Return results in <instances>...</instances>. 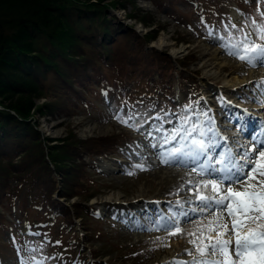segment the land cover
Here are the masks:
<instances>
[{
    "label": "rangeland",
    "instance_id": "obj_1",
    "mask_svg": "<svg viewBox=\"0 0 264 264\" xmlns=\"http://www.w3.org/2000/svg\"><path fill=\"white\" fill-rule=\"evenodd\" d=\"M169 1L117 0L115 7L106 4L110 0L100 3L105 4L110 14H114L118 21L132 28L139 36L145 38L148 35L144 52L147 56L146 61L152 60L150 63L155 69L174 66L167 70L163 82L151 85L145 84L146 78L133 80L131 87L138 84L136 93H139V97L122 101L118 95L116 96L114 88L98 94L91 91L87 93L86 102L75 109L65 108L66 105L55 92L53 97L44 95L37 100L34 99L36 108L31 110V120L35 121L37 129L43 136L52 140L51 144H61V141L69 140L73 135L80 140H94L107 135H118L124 139L122 142V139L113 137L119 144L113 150L114 155H103L102 159L87 155L84 157L88 162L87 174L90 178L96 179L98 184L94 188L98 191L90 199L89 204L94 207L97 217L102 219L100 223L95 221V225L102 231L93 233L89 242H84L82 235L85 232L78 226L80 218H77L76 231L81 238L73 243L67 241L60 225L51 223L43 214L42 206L28 205L32 203V195L28 193L27 201H19V197L17 201L13 199L8 205L4 204L8 210L5 216L9 226L0 231V264H19L20 258L28 259L30 255L28 251H21L19 254L17 252V247H25L26 241L30 242L29 246L32 247L45 243L43 251L36 255L50 257L46 264H91L94 260H97L98 264H166L174 257L180 260L189 259L183 249L192 248L193 245L188 244L187 240L195 239L201 243L203 242L201 233L204 236L209 234L207 230L209 221L213 220L220 210L204 215L191 213L190 218L178 214L198 207L199 204L194 199L198 194L197 188L187 181L215 177H194L188 175L190 167L162 164L159 159L161 149L153 148L152 145L156 144L162 135L178 127L185 106L189 104L196 106L197 101L199 105L195 107V111L210 110L208 114L217 123H232V127L224 129V132L238 131L239 124L235 125L231 121L232 115L240 112L244 106L252 108L262 106L257 102L263 97L256 91L255 82L264 78V65L258 63L255 67L249 66L221 47L223 41L219 38L223 37L225 32L224 25L215 17L217 10L207 9L206 12L200 13L198 9L202 10L203 7L196 9L187 0H173L172 5H169ZM244 1L252 5L259 3L257 0H254V3L251 0ZM77 2L85 6L98 5L97 0ZM260 9H263L262 6ZM133 13L138 16L128 17ZM219 13L222 17L228 14L227 20L236 22L239 27L247 28L245 23L251 19L245 16L244 10L236 2L223 8V14ZM15 16L19 19L24 15L13 10L11 16H3L8 18L9 22L4 30L7 31L11 25L16 24ZM209 30L216 36H210ZM247 30L251 31L250 28ZM123 39L113 43L108 52L113 54L115 51H123L121 49L125 44ZM60 41L62 42L63 38ZM178 49H181L179 54H173V51ZM95 51L90 52L91 55ZM100 55L102 54L98 50L96 59L100 63L96 64L112 72L111 67L104 63L105 60H102ZM193 56L194 59L191 60L190 57ZM185 58H189V63L183 68L188 71L182 73L179 61ZM47 82L52 83L51 88L55 87V90L60 86L59 80L55 78ZM44 88L48 93L51 92L48 91L50 88L48 85ZM141 91L148 92L147 96L140 95ZM221 98L223 103L220 102ZM43 103L47 104V107L41 113L38 108ZM122 106L125 113L132 108L140 114L138 122L142 127L133 129L113 118L114 112L120 110ZM259 111L264 118V109ZM157 114L160 115L159 120L156 119ZM161 127L162 131H156ZM218 128L223 132L220 126ZM257 133L259 131L255 134ZM45 141L50 143L48 140ZM170 146H174V142L173 145L164 147ZM135 164H143L147 170L135 169ZM130 171L134 174L129 175ZM240 183L244 184L245 181ZM231 186L236 190H242L239 185ZM227 187L228 185H225V188ZM210 189L211 186L208 189L209 193ZM53 196L64 202V198L58 197L56 193H53ZM189 198H192L191 202L188 201ZM177 200L181 201V205L175 203ZM173 214L181 221L180 227L185 229L184 234L169 236L168 232L173 229L145 230V226L152 227L153 218L159 219L161 215ZM231 222V217H228L225 211L222 223L230 228ZM187 233L193 235L189 236ZM44 234H47V238ZM158 236L163 240L157 244H170V247L154 245L152 241ZM14 239L16 244L13 243ZM78 254L84 258H78Z\"/></svg>",
    "mask_w": 264,
    "mask_h": 264
},
{
    "label": "trees",
    "instance_id": "obj_2",
    "mask_svg": "<svg viewBox=\"0 0 264 264\" xmlns=\"http://www.w3.org/2000/svg\"><path fill=\"white\" fill-rule=\"evenodd\" d=\"M103 1L97 0L96 6H85L77 0H0V231L9 226L4 204L19 197V201H27L28 193L32 195V203L28 205L42 206L43 214L51 223L60 225L67 241L73 243L81 238L76 231L77 218L85 232L84 242H89L93 233L102 231L95 225V221L100 223L102 219L89 204L98 184L87 174L88 162L84 157L114 155L113 150L119 144L113 137H122L107 135L80 140L70 133L73 136L69 140L51 144L52 140L43 136L31 120V110L36 108L35 100L44 95L53 97V92L67 109L77 108L86 102L88 92L97 93L101 89L114 88L120 99H134L139 93H136L138 84L131 87L133 80L146 78L145 84L155 85L163 82L167 70L174 67L155 69L152 60L146 61L148 35L143 38L118 21L105 4H100ZM187 1L196 9L203 7L198 9L202 13L207 9L217 10L220 18L219 12L231 1L245 9L250 4L244 0ZM116 2L110 0L106 4L115 7ZM173 3L169 1V5ZM13 10L24 16L19 19L15 16L16 24L6 31L4 27L9 22L3 16H11ZM121 39L125 42L123 51L108 52ZM98 50L112 72L96 64L100 63L96 59ZM92 51L95 53L91 55ZM190 58L193 60L194 56ZM188 63L189 58L179 61L182 73L188 71L183 68ZM54 78L60 82L56 90L47 82ZM45 85L51 92H47ZM147 94L140 92L142 96ZM40 107L38 111L42 113L47 104ZM53 193L64 198V202Z\"/></svg>",
    "mask_w": 264,
    "mask_h": 264
},
{
    "label": "snow or ice",
    "instance_id": "obj_3",
    "mask_svg": "<svg viewBox=\"0 0 264 264\" xmlns=\"http://www.w3.org/2000/svg\"><path fill=\"white\" fill-rule=\"evenodd\" d=\"M257 15L260 20L251 18L247 21V28L251 31L229 21L224 25L225 35L219 38L223 41L222 48L252 67L258 63L264 65V11L258 9ZM209 35L215 36V33L209 30ZM257 40L260 42H256ZM255 83L256 91L264 97V78ZM220 102H224L223 98ZM257 102L264 106V99ZM198 105L199 101L196 102V106ZM196 106L186 105L179 119V126L162 135L152 147L161 149L159 159L162 164L190 167L191 171L188 175L194 177H216L187 181L197 188L198 194L194 199L199 204L198 207L190 208L187 212H180L179 216L190 218L191 213L204 215L211 214L214 210L220 211L213 220L209 221L207 226L209 234L204 236L201 233L203 242L198 243L195 239L187 240L188 244L193 245L192 248L183 249L189 259L180 260L174 257L166 264H264V128L250 137V147L234 142L232 146L224 147L223 152L216 153V149L223 146L218 143L223 138L215 126L214 118L208 114L210 110L195 111ZM139 115L132 108L125 113L122 106L120 110L114 112L113 118L127 127L139 129L142 127L138 122ZM156 119H160L159 114ZM239 130L242 131L243 127L241 126ZM156 131H162V127L157 128ZM148 135L151 136V133ZM173 142L174 146L164 147L173 145ZM210 153L216 154L210 155ZM134 168L147 170L143 164H135ZM128 174L134 173L130 171ZM241 181L245 183L241 184ZM225 185L228 187L225 188ZM231 185H239L242 190H236ZM209 186H211L210 193ZM191 199L189 198V202ZM175 203L181 205L179 200ZM225 211L228 217H231L230 228L222 223ZM151 223L152 227L145 226V230L173 229L168 232L169 236L185 233V229L180 227L181 221L176 214L161 215L159 219L153 218ZM221 228L223 231H219ZM44 235L47 238V234ZM187 235L191 236L193 233ZM162 240L163 238L158 236L152 243L170 247V244H157ZM13 243L16 244L15 239ZM29 244L30 242L26 241L25 247H17L18 254L21 251H28L30 254L28 259L20 258L19 264H46V261L51 259L36 255L43 251L45 243H41L38 247Z\"/></svg>",
    "mask_w": 264,
    "mask_h": 264
},
{
    "label": "bare ground",
    "instance_id": "obj_4",
    "mask_svg": "<svg viewBox=\"0 0 264 264\" xmlns=\"http://www.w3.org/2000/svg\"><path fill=\"white\" fill-rule=\"evenodd\" d=\"M180 50H181V49L174 50V51H173V54H179ZM240 98H241V97H240ZM241 99H243V98H241ZM243 100H245V99H243ZM257 124H258V121L255 120V121L253 122V125L256 126ZM223 136L227 138V136H225V135H223ZM223 136H222V138H223ZM229 136H232V135H229ZM226 138H224V139H226ZM224 139L219 140V142H221V145H223V146L225 145V143H223ZM223 146H222V148H223ZM186 172H187V171H186ZM159 173H160V172H159ZM166 174H167V173H166ZM157 176H158V174H157ZM174 194H175V193H174ZM188 201H189V200H188ZM131 202H132V201H131ZM139 202H140V201H139ZM128 203H129V202H128ZM141 203H142V202H141ZM130 204H131V203H130ZM152 204H154V203H152ZM119 205H121V204H119ZM146 206H147V205H146ZM155 206H156V205H155ZM216 214H217V213H216ZM137 227H138V226H137ZM136 230H137V229H136Z\"/></svg>",
    "mask_w": 264,
    "mask_h": 264
}]
</instances>
